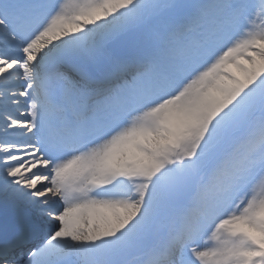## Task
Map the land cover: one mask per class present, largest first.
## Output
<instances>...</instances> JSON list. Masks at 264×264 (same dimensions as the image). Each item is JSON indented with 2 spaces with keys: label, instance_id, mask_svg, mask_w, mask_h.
Masks as SVG:
<instances>
[{
  "label": "snow or ice",
  "instance_id": "6c2138e0",
  "mask_svg": "<svg viewBox=\"0 0 264 264\" xmlns=\"http://www.w3.org/2000/svg\"><path fill=\"white\" fill-rule=\"evenodd\" d=\"M0 264H264V0H0Z\"/></svg>",
  "mask_w": 264,
  "mask_h": 264
}]
</instances>
